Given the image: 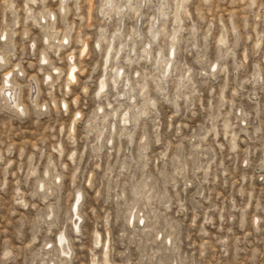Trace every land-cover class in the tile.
Returning <instances> with one entry per match:
<instances>
[{
	"label": "rangeland",
	"instance_id": "obj_1",
	"mask_svg": "<svg viewBox=\"0 0 264 264\" xmlns=\"http://www.w3.org/2000/svg\"><path fill=\"white\" fill-rule=\"evenodd\" d=\"M60 5L0 0V264H264V0Z\"/></svg>",
	"mask_w": 264,
	"mask_h": 264
},
{
	"label": "bare ground",
	"instance_id": "obj_2",
	"mask_svg": "<svg viewBox=\"0 0 264 264\" xmlns=\"http://www.w3.org/2000/svg\"><path fill=\"white\" fill-rule=\"evenodd\" d=\"M33 2H36V0H31ZM45 1V0H43ZM67 2L68 0H61V5H60V10L63 12V13H66L67 9L65 8L67 6ZM112 2V0H109V4ZM64 5V6H63ZM64 9V10H63ZM50 21H55V18H56V15L55 14H50ZM44 18V17H43ZM42 18V20H43ZM41 24V23H39ZM7 35L5 34H2L1 37H6ZM172 39H173V42L171 44V47L172 49L174 50L175 49V46H176V41H177V31L175 32L174 35H172ZM45 39L49 42L50 38L48 35L45 36ZM64 43H69V39H68V35L66 34L63 39H62V42L59 46L61 47H65ZM81 54L80 56L81 57H84L85 55H87V53L89 52V45L87 43L83 44L81 50H80ZM150 49L147 51V54L150 55ZM110 53V52H109ZM171 53V52H170ZM173 56H175V52H173ZM170 55V54H169ZM109 55H107V59L109 60ZM75 58L72 57V60H74ZM0 60L5 62V58L3 56H0ZM42 61L43 62H47L48 59L46 57H43L42 58ZM107 62V67L109 65V61H106ZM170 62V61H169ZM169 62H166V67L164 68L165 71L164 72V75H167L168 72L170 71V66L171 64ZM76 65V66H75ZM72 69H71V72L69 74V78L71 80V84L75 83L77 81V69H78V66L77 64L74 63L72 65ZM106 66V65H105ZM163 69V70H164ZM123 73H120V70L117 72V76L115 77V79L113 80V85H117L118 81H121V78ZM11 76H12V72H9L5 75L6 79L4 81V87L1 91V93L4 95L5 97V101L7 102V105L8 107H14L16 109H19L21 111H24V108L21 107V104H20V100H19V96H20V88H16L14 87L12 84V80H11ZM51 77H48V79H50ZM106 81V78L103 79V81L100 83V87H99V95H101L102 93H104L106 90H107V83L105 82ZM35 91H33L30 95V98L33 102H36V94H37V90H36V86L33 87ZM105 90V91H104ZM11 109V108H10ZM115 115H117V113H115ZM122 122L124 123V125L128 124L130 122V118L127 116V114L124 115L123 119H122ZM44 186V185H43ZM83 197L82 195H80V197L76 198L75 201H74V206L72 207V222H73V230L77 233H80L81 232V226H80V222H81V219L82 217L80 216V204L82 203V200ZM52 213V212H51ZM135 218V217H134ZM75 219V220H74ZM139 221L141 222H145L146 223V218L145 216H140L139 215ZM130 223H131V220H130ZM65 234V233H64ZM62 234L59 239L57 240V247L58 249L61 251L62 253V256L63 258H69L71 256V250H70V246L68 243L69 239L65 237V235ZM68 239V241H67ZM109 251V248L107 246L104 247V250H103V258H104V264H110L109 262V255H108V252ZM60 255V254H59ZM67 260V259H66ZM65 260V261H66ZM60 264L64 263V261L62 260V258L59 257V260ZM51 264H57L55 262L51 263ZM59 264V263H58Z\"/></svg>",
	"mask_w": 264,
	"mask_h": 264
}]
</instances>
